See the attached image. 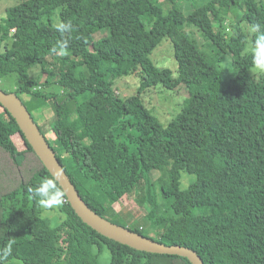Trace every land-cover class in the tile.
I'll return each instance as SVG.
<instances>
[{"label": "trees", "instance_id": "16d2710c", "mask_svg": "<svg viewBox=\"0 0 264 264\" xmlns=\"http://www.w3.org/2000/svg\"><path fill=\"white\" fill-rule=\"evenodd\" d=\"M178 1L20 0L0 20V82L14 75L17 83L0 89L21 99L81 199L100 217L190 248L204 264H264V74H249V36L238 26L228 35L224 26L236 9L248 27L264 25V0H206L188 13ZM61 22L71 30L59 32ZM164 38L173 45L175 77L150 59ZM60 39L68 41L64 55L51 51ZM222 55L231 62L227 77ZM34 66L40 71L31 77ZM132 76L135 94L120 95L117 81ZM158 84L182 85L187 93L166 125L142 96ZM183 173L196 178L185 190ZM46 178L52 176L0 104V247L14 240L5 264H102L105 250L109 264H191L99 234L66 197L53 224L28 192ZM139 187L150 208L147 234L114 218V203Z\"/></svg>", "mask_w": 264, "mask_h": 264}, {"label": "rangeland", "instance_id": "374dc122", "mask_svg": "<svg viewBox=\"0 0 264 264\" xmlns=\"http://www.w3.org/2000/svg\"><path fill=\"white\" fill-rule=\"evenodd\" d=\"M20 0H0V20L3 19L6 15L5 10L9 7H13L19 3ZM206 0H180L178 3L182 6V9L185 13H188L192 9V5H199L205 2ZM243 15V11L236 9L233 12L229 11L226 16L224 26L226 32L229 34L232 33L234 27L238 26V29L245 34H248V26L244 21H241V17ZM186 31L192 33L196 40L203 45L204 49H206L205 42L199 33L190 27L185 28ZM106 34L102 32L95 36L98 38L99 36ZM191 35V34H190ZM191 37H193L191 35ZM194 38V37H193ZM248 49V48H247ZM222 60L219 62L222 70L226 73L225 76L230 75V59L228 56L222 55ZM150 59L153 63L162 68H166L173 73V77H175V61L173 58V45L168 38L162 39L160 45L152 52L150 55ZM38 66H34L30 69L29 75L31 77H35L39 74ZM250 75H257V72L251 68L249 71ZM226 76V77H227ZM17 79L16 76L11 75L3 78L0 82V87L4 90L11 91L16 87ZM137 79L135 77L123 78L117 81L116 87L118 89V93L123 96H131L135 94ZM52 91H58L57 86H53ZM144 105L149 110L151 115L155 117L158 123L161 125H166L168 121L174 118L182 109V105L184 104L187 93L182 85H178L173 90H168L164 88L161 84L156 85L150 89H147L142 93ZM24 99H27V96L24 95ZM37 117V115H36ZM51 117H49L50 119ZM44 118L41 117V120ZM48 119V120H49ZM46 129V127H45ZM47 137L50 141L51 134H47ZM159 173L155 172L152 175V181L157 182L159 179ZM196 180L194 175H190L187 173H183L179 188L181 190H185L189 187L191 183ZM158 202L161 201L160 190L158 188H152L151 193ZM145 190L142 187L134 189L131 191L127 197V199L118 201L114 203V218L119 221L123 225H132L133 227L145 229L144 233H148L146 229L149 226V219H147V214L149 212V207L145 204L144 200ZM43 217L51 218L53 220V224H56L55 220L60 216L57 209L52 210H44ZM150 236L157 238V232L155 230L150 231ZM100 262L102 264H109V252L105 250L103 254L100 256ZM19 264H22L21 262Z\"/></svg>", "mask_w": 264, "mask_h": 264}, {"label": "water", "instance_id": "95a60500", "mask_svg": "<svg viewBox=\"0 0 264 264\" xmlns=\"http://www.w3.org/2000/svg\"><path fill=\"white\" fill-rule=\"evenodd\" d=\"M0 104L15 119L20 131L43 166L52 177L55 175L66 194L65 197L69 205L83 223L99 234L133 249L153 254L179 255L187 258L191 264H204L197 252L190 248L174 244L167 245L131 232L122 226L113 224L92 211L79 196L75 186L58 160L55 151L41 133L21 99L14 92H4L0 89Z\"/></svg>", "mask_w": 264, "mask_h": 264}, {"label": "clouds", "instance_id": "9594fccd", "mask_svg": "<svg viewBox=\"0 0 264 264\" xmlns=\"http://www.w3.org/2000/svg\"><path fill=\"white\" fill-rule=\"evenodd\" d=\"M70 23H58L56 28L65 33L71 30ZM248 52L251 56L253 70L264 74V25L259 23L249 25ZM68 46L67 40H57L51 51L64 55ZM28 192L38 200L41 208L45 210L59 209L64 202L65 192L62 190L55 175L52 178L42 179L37 186L29 187ZM14 240H9L5 246L0 247V264H5L13 254Z\"/></svg>", "mask_w": 264, "mask_h": 264}]
</instances>
